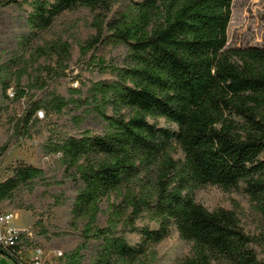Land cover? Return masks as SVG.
Instances as JSON below:
<instances>
[{
	"label": "trees",
	"instance_id": "1",
	"mask_svg": "<svg viewBox=\"0 0 264 264\" xmlns=\"http://www.w3.org/2000/svg\"><path fill=\"white\" fill-rule=\"evenodd\" d=\"M232 3L0 0V14L11 10L17 23L13 45L0 52V111L30 100L11 122L0 167L13 144L39 140L62 170L13 168L0 183V213L32 211L25 191L62 188L52 204L70 208L80 242L57 264H158L157 246L173 232L190 245L174 264H264V234L195 197L207 186L242 190L264 217V47H228ZM76 9L93 16L87 39L74 31L44 37ZM105 45L124 46V61L95 64ZM76 52L78 66L110 78L62 94L57 84L73 74ZM68 114L75 131L60 126ZM92 123L99 130L84 128ZM35 229L62 235L41 220ZM20 237L18 247L38 245L26 231ZM0 255L17 264L4 249Z\"/></svg>",
	"mask_w": 264,
	"mask_h": 264
},
{
	"label": "rangeland",
	"instance_id": "2",
	"mask_svg": "<svg viewBox=\"0 0 264 264\" xmlns=\"http://www.w3.org/2000/svg\"><path fill=\"white\" fill-rule=\"evenodd\" d=\"M140 1V0H137ZM232 17L228 27V47L229 48H248V47H264V0H233ZM93 21L92 14L86 9H76L62 15L54 24L53 28L45 33L44 37L52 40L59 34L74 31L79 33L82 39H87L93 33L90 24ZM17 23L11 10H5L0 14V52L8 46L13 45V37L17 29ZM1 54V53H0ZM127 56L124 46H101L95 57L104 60L108 65L121 64ZM78 52L74 54V62L72 63L73 74L57 84V90L65 94L70 88H80L88 85L91 81L109 79L110 75L102 73L98 67H88L87 64L78 66ZM77 76L78 79H75ZM30 100L23 99L20 103L12 104L9 109L0 111V147L6 142L9 136L10 125L13 119L20 118L28 109ZM1 108V106H0ZM71 114L64 116L61 120L66 130L74 129L70 121ZM161 124L165 125L161 120ZM84 128H93L99 130L95 124H89ZM36 143L26 140H19L13 144L7 153L1 159L0 167V183L12 176V169L19 165L32 166L44 169L49 176H61L62 170L56 168L55 156H45L40 153ZM60 187L51 188L49 190L43 188H35V190L25 191L23 195L26 199L32 201L30 204L32 211L17 210L20 216L15 224L23 229L33 232L37 244L45 247L47 252H61L64 254L79 244L78 234L70 229V208L68 206H54L52 204L53 197L62 192ZM198 203L203 205L209 211L213 212L220 208L233 211L238 216L243 228L255 235L264 234V217L261 216L255 207L249 203L247 197L242 190H224L216 186H207L200 189L195 194ZM113 199H111L112 201ZM107 200L102 203V208L106 209ZM3 212L14 213L10 208H4ZM43 225L54 226L61 231L62 235L50 234L49 237H41L38 230L35 229L37 221ZM99 222L102 226L106 223L105 215H100ZM190 245L179 239L176 232L159 246L157 251L160 256L158 264H174V260L178 255L188 254Z\"/></svg>",
	"mask_w": 264,
	"mask_h": 264
},
{
	"label": "built area",
	"instance_id": "3",
	"mask_svg": "<svg viewBox=\"0 0 264 264\" xmlns=\"http://www.w3.org/2000/svg\"><path fill=\"white\" fill-rule=\"evenodd\" d=\"M10 96H13V90H8ZM40 119L44 118L42 111L38 112ZM58 158V156H55ZM13 225V214L8 212L0 213V249H4L10 256L17 260V264H57L63 256L61 252L49 253L42 245L17 246L20 242L21 233ZM29 236H33L29 230H26Z\"/></svg>",
	"mask_w": 264,
	"mask_h": 264
},
{
	"label": "crops",
	"instance_id": "4",
	"mask_svg": "<svg viewBox=\"0 0 264 264\" xmlns=\"http://www.w3.org/2000/svg\"><path fill=\"white\" fill-rule=\"evenodd\" d=\"M12 214H13V225H14V227H15L16 229H18V230L25 231V229H23V228H21V227H19V226H17V225L15 224V221H16L20 216H22V215L20 214V212H19V211H16V212H14V213H12ZM0 264H16V263L13 262L12 260H10L8 257L3 256V255H0Z\"/></svg>",
	"mask_w": 264,
	"mask_h": 264
}]
</instances>
